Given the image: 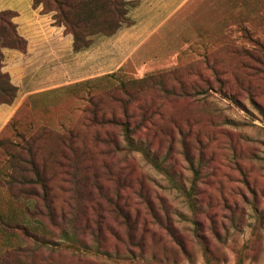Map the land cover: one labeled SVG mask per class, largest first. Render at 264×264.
<instances>
[{"label": "rangeland", "instance_id": "1", "mask_svg": "<svg viewBox=\"0 0 264 264\" xmlns=\"http://www.w3.org/2000/svg\"><path fill=\"white\" fill-rule=\"evenodd\" d=\"M16 3L22 5L24 0H0V9ZM20 21L27 31L29 23ZM50 22L38 24L40 33L50 41L36 43L34 51L48 47L58 53L53 58L3 49L4 70L11 73L18 90L12 103L15 111L0 137L17 149L13 156L19 177L11 182L12 190L24 197L15 199L7 187L0 186V243L3 249L17 247L18 256L11 252V259L19 257L6 264H191L171 236L151 223L153 217L135 196L129 201V211L134 215L141 212L155 229L147 236L146 250L163 260L123 255L128 252L127 244L116 235L125 238L126 231L123 216L115 211V188H120L124 198L119 204L124 207L128 166L154 176L152 183L174 205L177 222L187 226L182 231L195 262L205 264L202 246L189 229L192 212L177 190L140 153L126 158L127 152L119 151L114 156L105 144H96L97 134L104 137L106 129L99 127L95 115L109 118L114 110L122 117L124 103L138 120L144 114L142 108H149L148 116L170 126L179 123L186 127L190 122L201 130L209 146L201 151L190 137L187 147L196 161L202 158L196 196L205 213L197 218L209 235L211 249L226 264H238L240 250L243 264H264V63L250 56L260 55L258 43L264 45V0L200 2L193 29L181 36L187 42L158 44L119 68L122 60L109 64L92 60L106 56L99 48L105 36L97 37L101 43L94 48L76 53L64 29ZM49 68L53 71L48 79L44 74ZM36 70L41 72L36 75ZM144 77L146 81H141ZM70 128L76 134L73 149L65 147L60 138ZM109 132L121 140L119 130L109 128ZM174 135L178 152L169 155L170 162L181 174L178 179L189 185L192 171L183 140L178 132ZM160 154L168 155L166 144ZM9 158L0 146V183L8 181ZM243 195L251 201L245 202L249 215L241 223L236 213L240 227L229 224L227 242L217 241L208 229L207 215L213 210L219 223L227 222L231 211L224 201L242 206ZM27 206L35 210L34 220L27 216ZM256 214L260 223H256ZM92 232L99 235L92 236ZM83 244L108 252L118 250L122 255H99L84 249ZM134 250L137 254L138 249Z\"/></svg>", "mask_w": 264, "mask_h": 264}, {"label": "trees", "instance_id": "2", "mask_svg": "<svg viewBox=\"0 0 264 264\" xmlns=\"http://www.w3.org/2000/svg\"><path fill=\"white\" fill-rule=\"evenodd\" d=\"M136 2H131L129 0H33V8H38L41 6L40 13H52L53 25L64 27L65 34L72 35V48L74 51L84 50L91 46L94 37L96 35H112L114 34L124 23L130 25L132 20L128 16V7ZM19 15V12L12 8L0 9V104H12L16 98V93L18 90V85L12 80L9 71L4 70V48L17 49L22 52H26L28 48V40L22 35L18 29V23L15 18ZM260 47L261 54L258 56L250 55L255 60L264 63V45L258 43ZM246 51V48L244 49ZM146 77L142 78L141 81H146ZM127 88L128 85H126ZM144 113L142 118L138 120L134 113H129L126 109L124 103V116L118 117L115 115V111H111V116L106 118L105 114L95 115L96 123L100 128L106 129V134L101 137L97 134L96 144H105L109 151H112L111 155L117 156L119 151L127 152L126 158H134L135 153H140V155L146 160L150 166H152L158 173H161L164 178L169 182L172 188H175L179 195H181L185 205L192 212L191 219V234L202 246V252L204 256L205 264H226L224 258H219V256L212 251L211 243L209 242V235L204 229L203 222L197 218L199 213H205V210L201 208L198 204L197 189L199 187L201 179V167L200 163L202 158L198 161L193 158L190 153L191 150L187 147L188 138L194 140V142L202 148L201 151L205 150L209 144L202 134L201 130L194 129L192 123L187 122L186 127L183 124L174 123L172 126L166 124L161 119H157L154 116H148L151 113L149 108H142ZM136 118V119H135ZM109 128L114 130H119L121 132V140L118 139L116 134L109 132ZM178 132L181 134L182 149L185 154L189 168L192 171V178L189 180V185L182 183L178 178L181 174H178L173 169V165L170 162V154L177 153L176 149V139L174 133ZM76 134L73 132V128L69 129L68 135H61V140H64V146L67 148H75L73 137ZM194 138V139H193ZM166 144L168 148V155L162 156L160 150ZM13 143L9 140L0 137V146L4 147L10 155V171L8 173V181H2L0 183L1 187H7L10 190V196L15 199L24 198L19 195L17 191L13 193V180L15 181L19 176L16 157L13 156L17 152V149L13 148ZM82 145L85 147V143ZM13 156V157H12ZM64 157L68 159V156L64 154ZM30 161V159H29ZM127 173L125 174V188H127V196L125 198V206L122 207L119 202H121L123 195L120 194V188L116 185L115 188V211L121 214L124 218V226L126 231V237L123 238L120 235H116L118 239L127 244V253H124L126 258L133 257V259H144V258H163L157 256L153 251L147 248V236L150 233H154L155 229L149 227L150 220L141 217V212L132 214L128 207H131L130 200H133L135 196L139 199V203L143 204L146 209V214H150L153 217L154 223L157 227L166 231L174 241L179 252L184 254L188 258L191 264H198L195 262L194 256L189 249L188 242L185 240V234L182 231V227L186 228V224L181 226L180 221H178L174 214V205H170L166 194L160 192L152 183L154 181V176L146 172H139L136 170L135 166H128ZM25 178H23L24 180ZM245 181V180H244ZM120 183V180H117ZM247 182V181H246ZM245 182V183H246ZM158 183V181L156 182ZM6 184V185H4ZM159 186L162 185L159 181ZM100 192L103 193L102 190ZM244 204L240 206L238 203L233 202L231 206L230 203L224 201L225 206L229 211H231L230 218L227 222L219 223V220L215 218V211L211 210L207 215L209 219V231L217 241L226 243L228 237H225L229 231V224L234 227L239 228L240 222H237L236 213L240 214L241 223L249 215L248 207L245 202L251 203V201L243 195ZM30 200V198L26 199ZM158 204H157V203ZM223 203V204H224ZM222 204V205H223ZM220 203H217V207ZM224 206V205H223ZM27 216L34 220L37 218V214L34 209L27 206ZM255 211L258 213L254 206ZM178 211V209H177ZM256 223H260V217L256 214ZM239 220V221H240ZM179 223H178V222ZM22 226L30 228V225L22 223ZM250 225V224H249ZM254 225V226H258ZM221 226V227H220ZM6 228H9L7 226ZM222 228V229H221ZM205 230V231H204ZM221 230L225 231L224 233ZM99 235V232H92V236ZM248 245V244H247ZM134 247L138 249L136 254ZM83 248L90 250L99 255H115L121 256L118 250L108 252L100 248H93L88 244H83ZM222 248V247H221ZM2 243H0V264H6L8 260L15 261L11 259L15 253L17 247H9L3 249ZM221 249H219L220 251ZM18 261H20L18 259ZM243 252H239L238 264H243ZM179 264H182L179 262Z\"/></svg>", "mask_w": 264, "mask_h": 264}, {"label": "crops", "instance_id": "3", "mask_svg": "<svg viewBox=\"0 0 264 264\" xmlns=\"http://www.w3.org/2000/svg\"><path fill=\"white\" fill-rule=\"evenodd\" d=\"M129 1L136 2L128 7V16L133 21L132 24L128 25L124 23L112 35H96L90 47L80 51H73L80 53L94 48V46H96L99 42V40L96 41L97 37L105 36L106 41L103 43L105 45L101 44L99 45V48L102 50L104 55L109 57L102 56L101 58H98L97 55L96 57L92 58V60L98 61L100 59L102 62H104V64L112 63L109 62L112 60H122V62L119 63V68L128 59L138 58L140 53L153 51L158 47V44L170 42H187V40L183 39L181 36L187 34L189 28H191V30L193 29L192 21L195 18V13L200 2L205 3L208 0ZM192 2H195V4L191 6L190 4ZM32 3L33 0H24L22 5L16 3L12 4V6H9L8 8L15 9L19 12V15L15 18V21L18 23V29L20 33L28 40V48L26 52L30 55L38 53V57L41 56V58L51 59L58 53H52L48 51V47L43 49V51H34V47L36 43L45 44L50 41L48 37L45 36V34L40 33L42 31L38 27V24H40V22H47L51 25L50 21H53L52 13L41 14V6L35 9L33 8ZM22 8H25V10L23 9L22 11ZM20 20H26V24L29 23L28 25L31 27L29 28L27 25V31H24ZM61 28L64 29V27ZM66 35L69 44L72 45V35ZM171 36L173 37L172 39L170 38ZM100 43L101 41L99 44ZM59 65L61 67L62 64ZM51 71L53 70L49 68L46 74H44L48 79L50 77ZM40 72L41 70L34 71L36 75H38ZM12 80L18 85L14 79ZM14 111L15 108L13 104H0V134L5 125L10 121Z\"/></svg>", "mask_w": 264, "mask_h": 264}]
</instances>
